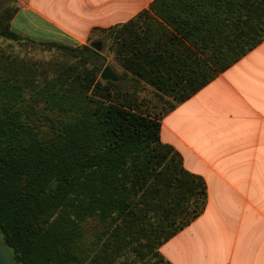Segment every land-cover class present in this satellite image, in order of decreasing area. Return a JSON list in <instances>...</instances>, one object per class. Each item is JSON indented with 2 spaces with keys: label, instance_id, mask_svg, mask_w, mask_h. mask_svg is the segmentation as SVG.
<instances>
[{
  "label": "trees",
  "instance_id": "obj_1",
  "mask_svg": "<svg viewBox=\"0 0 264 264\" xmlns=\"http://www.w3.org/2000/svg\"><path fill=\"white\" fill-rule=\"evenodd\" d=\"M17 12L0 7V36L73 63L55 77L50 61L0 55V240L15 264H125L131 249L165 261L207 185L162 142L161 120L264 41V0H154L105 29L119 80L138 84L103 80L90 45L13 30ZM141 83L173 100L167 112L142 107Z\"/></svg>",
  "mask_w": 264,
  "mask_h": 264
},
{
  "label": "crops",
  "instance_id": "obj_2",
  "mask_svg": "<svg viewBox=\"0 0 264 264\" xmlns=\"http://www.w3.org/2000/svg\"><path fill=\"white\" fill-rule=\"evenodd\" d=\"M154 0H25L11 28L37 41L89 45ZM93 42V41H91ZM90 42V46H91ZM161 140L207 185L203 213L166 241L170 264H264V41L163 116Z\"/></svg>",
  "mask_w": 264,
  "mask_h": 264
},
{
  "label": "rangeland",
  "instance_id": "obj_3",
  "mask_svg": "<svg viewBox=\"0 0 264 264\" xmlns=\"http://www.w3.org/2000/svg\"><path fill=\"white\" fill-rule=\"evenodd\" d=\"M25 0H0V7L2 9L4 7H18V9L21 6V3ZM12 21V20H11ZM10 21V25H11ZM101 37V33L98 31H95L93 35L91 36V39L88 41L87 44L90 45L91 41L99 40ZM103 41V49L100 51L102 53V57L105 58V60L99 59L97 62L98 64H101L103 69L110 65L115 72L119 76H125L124 69L121 67L117 59L115 58L114 52L110 46V42ZM0 55L2 57L6 58H17V59H24V60H42V61H50L53 64V67L55 69V72L51 73V76L55 75L57 76V73L62 70L63 64L70 65L73 62L70 60L64 59L65 57L62 56V53L58 50H42L39 48H35L30 45H23L20 43H17L15 41L6 39L2 36H0ZM120 82H125L128 84L136 83L133 80H129L127 77L126 80H119ZM138 84V83H136ZM138 86H142L141 89L137 91V97L140 102H142V107L151 111L152 113H160L164 114L169 109V106L172 103V99L167 96H161L160 94H157L153 88L150 86L144 85L141 83ZM126 89H123L125 91ZM132 91V88H130ZM85 228V234L86 239L88 241H91L94 237L96 232L100 231V226H96V223L94 221H87L83 224ZM129 256H123L125 264H170L167 260L165 261H159L157 258H145L142 260L135 252L134 250L129 251Z\"/></svg>",
  "mask_w": 264,
  "mask_h": 264
},
{
  "label": "water",
  "instance_id": "obj_4",
  "mask_svg": "<svg viewBox=\"0 0 264 264\" xmlns=\"http://www.w3.org/2000/svg\"><path fill=\"white\" fill-rule=\"evenodd\" d=\"M91 47L94 48L97 51H102L103 49V44L101 41H93L91 42ZM101 78L105 81H113L117 82L119 81V75L115 72V70L110 66L107 65L102 73H101ZM0 264H15L13 261L10 252L8 249L5 247L3 242L0 240Z\"/></svg>",
  "mask_w": 264,
  "mask_h": 264
}]
</instances>
